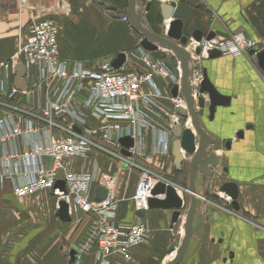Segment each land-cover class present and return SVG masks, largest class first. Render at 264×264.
<instances>
[{
	"label": "crops",
	"instance_id": "crops-1",
	"mask_svg": "<svg viewBox=\"0 0 264 264\" xmlns=\"http://www.w3.org/2000/svg\"><path fill=\"white\" fill-rule=\"evenodd\" d=\"M127 2L0 0V59L9 58L24 43L31 15L58 23V49L60 57L67 61L92 67L100 59H113L120 52L135 50L140 37L127 19L109 15L114 9L116 15L125 16ZM147 3L151 6L143 16L146 28L155 35L163 36V23L167 27L160 11V5L166 3L173 6L171 20L182 22V35L187 38L195 30L203 37L212 33L216 39L235 32H244L251 38L264 37V0H143L141 9ZM212 12L217 15L215 21L210 18ZM199 67L206 70L211 84L229 98V103L217 107L212 120H208L206 112L200 118L201 127L215 141L210 151H215L218 166L211 177L202 173L196 176L198 200L192 234L179 264H264V71L243 56H207ZM165 85L162 79L156 80L162 98L151 96L154 88L143 89L152 99L149 106L142 105L143 110L158 121L164 120L158 112L163 103L167 104L163 100ZM152 134L151 128L142 131V147L147 155L141 164L158 173L176 176L180 172L187 188L186 160L182 170L177 171L171 156L175 138L170 137L168 155H154L150 153ZM94 162L99 177H115L116 223L132 224L137 218L132 197L139 174L99 153L76 157L71 162L72 170L90 171ZM225 182L237 186V211L219 191ZM183 195L186 210L191 201ZM57 211L47 191L15 199L8 188L0 189V264H95V247H80L87 243L93 216L77 215L70 222H62ZM144 212L140 218L147 223L146 242L131 250L129 261L114 256L112 264H166L174 257L175 252L168 249L176 250L184 236L185 213L175 225L170 222L168 210Z\"/></svg>",
	"mask_w": 264,
	"mask_h": 264
},
{
	"label": "built area",
	"instance_id": "built-area-1",
	"mask_svg": "<svg viewBox=\"0 0 264 264\" xmlns=\"http://www.w3.org/2000/svg\"><path fill=\"white\" fill-rule=\"evenodd\" d=\"M210 18L217 16L212 12ZM29 21L27 37L18 51L0 59V189L8 188L15 199L48 190L57 204L60 201L67 204L71 218L92 215L83 250L90 245L95 247V264H112L114 256L127 262L131 250L145 242L147 223L137 217L130 225H118L115 220L118 202L113 193L115 177H99L95 162L90 171L74 172L71 162L76 157L99 153L128 170L140 169L132 197L134 213L148 210L147 201L156 184L181 189L134 162V157L147 155L142 147L145 128L153 132L151 154L170 152V137L179 119L176 110L185 108L180 92L175 97L170 93L173 86L180 88V64L171 60L173 54L166 50L151 53L137 47L124 54L125 61L117 69L111 65L114 58L100 59L92 67H86L60 57L59 26L54 19L31 15ZM184 48L194 65L188 83L193 101L197 102L202 81L199 63L208 51L243 56L256 63L257 56L264 52V37L251 38L244 32H235L224 39L213 37L199 42L189 39ZM19 64L24 69L25 91L14 85ZM157 79L165 81L163 100L167 101L159 107L158 114L164 117L159 121L142 107L152 103L149 95L143 93L144 87L154 88L151 96L162 98L155 86ZM124 137L132 139V147L121 145ZM59 181L64 183V190L56 187ZM96 185L106 192L99 202L95 200Z\"/></svg>",
	"mask_w": 264,
	"mask_h": 264
},
{
	"label": "water",
	"instance_id": "water-1",
	"mask_svg": "<svg viewBox=\"0 0 264 264\" xmlns=\"http://www.w3.org/2000/svg\"><path fill=\"white\" fill-rule=\"evenodd\" d=\"M143 0H128L126 6V15H116L114 9L109 14L110 17L116 19H122L125 17L130 27L138 34L140 39L138 40L139 47L145 51L155 53L159 49L171 52L173 55L171 60H177L181 69V83L180 88L173 86L171 89V95L175 97L177 92H180L181 97L185 102V108H178L176 114L179 116L178 122L172 130V135L175 138L171 156L173 164L177 171L182 170V166L186 160L189 169V181L187 185L185 197L190 199V205L186 210L183 208V200L178 196L176 190L164 183L156 184L151 190V197L147 201L149 210H168L171 212V224L178 222L182 213H185V219L182 224L184 236L180 241L176 251L174 247H169L170 253L175 252L174 258L166 264H179L184 252L187 249L189 239L192 234V223L194 219V211L197 205L198 195L195 189V179L198 173H202L207 177H211L213 170L218 166V157L215 151L211 152L210 148L215 144L212 137L207 135L200 125V118L207 113L208 120H212L213 115L217 107H225L229 103V98L221 95L215 89V87L209 81L206 70H202V81L199 85L198 92L201 95L198 97L197 102L193 101L192 88L189 86V78L194 68L193 63L190 60L189 53L185 50V46L189 39L199 42L203 38V34L195 30L190 35V38L182 35V22L180 20H171L173 6L162 3L160 5V11L164 22H167L163 36L155 35L146 28V22L143 16V12H148L150 9V3H147L144 10L141 9ZM214 37L212 33H208L205 37L206 40H210ZM199 53V50H196ZM221 54L218 51H208L207 56L209 59L219 57ZM125 61V55L120 52L112 60L111 65L117 69ZM256 63L260 69L264 71V52H261L257 58ZM17 76L14 79V85L20 91L26 90V83L22 80L24 69L22 65L16 67ZM207 100L205 101V97ZM241 136V133H238ZM123 147H132L133 141L129 137H124L120 140ZM226 148L229 147V143H226ZM122 154L128 156L126 151H122ZM56 187L60 190H64V183L62 181L57 182ZM181 189H183L181 187ZM185 189V188H184ZM182 191V190H181ZM231 200V207L237 211L238 206L237 199V186L232 182H225L222 184L219 190ZM105 190L98 187L95 190V200L97 202L102 201L105 197ZM58 217L62 222H70L71 217L68 213V206L65 202H58ZM144 211H137L135 215L137 217H143ZM74 251L70 252V257H73Z\"/></svg>",
	"mask_w": 264,
	"mask_h": 264
},
{
	"label": "rangeland",
	"instance_id": "rangeland-1",
	"mask_svg": "<svg viewBox=\"0 0 264 264\" xmlns=\"http://www.w3.org/2000/svg\"><path fill=\"white\" fill-rule=\"evenodd\" d=\"M216 14V13H215ZM210 16H211V13H210ZM217 16V15H216ZM212 19V21H213V18H211ZM214 21H215V19H214ZM162 30H163V34H164V30H165V24L163 23L162 24ZM202 39H205V37H203ZM201 39V40H202ZM125 54V53H124ZM116 57V56H115ZM114 57V58H115ZM135 65H137L136 63H135ZM143 158H138V157H134V162L136 163V165L137 166H140V167H144L141 163L143 162ZM145 168H147V167H145ZM149 169V168H148ZM151 170V169H150ZM133 171H135V173L136 174H139V172H140V169H138V168H133ZM152 171H154V170H152ZM154 173H156L157 175H160V176H163V178L165 179V180H168L169 182H171V183H173V184H176L177 186H180V187H182V188H185L184 187V184L182 183L183 182V179H182V176L180 175V172H178V173H176L177 175L176 176H174V175H169L168 174V172H166L165 174H163V173H158V172H156V171H154ZM138 181V180H137ZM137 184V183H136ZM135 189H136V186H135ZM45 191H47V192H49L50 193V198H51V200H52V204H53V208H56V209H58V207H57V203H56V200H55V197L51 194V192L50 191H48V190H45ZM40 192H43V191H40ZM39 193V192H38ZM183 214V213H182ZM178 222H176L175 223V225L177 224ZM145 242H146V240H145ZM144 242V243H145ZM140 246V245H139ZM80 247L82 248L83 246H81L80 245Z\"/></svg>",
	"mask_w": 264,
	"mask_h": 264
},
{
	"label": "bare ground",
	"instance_id": "bare-ground-1",
	"mask_svg": "<svg viewBox=\"0 0 264 264\" xmlns=\"http://www.w3.org/2000/svg\"><path fill=\"white\" fill-rule=\"evenodd\" d=\"M161 50H162V49H161ZM174 189H176V192H177V194H178L179 197H182V196L184 197V195H183L182 192H186V189H187V188H185V189H184V188H183V189H177V188H174ZM181 190H182V191H181ZM179 194H180V195H179ZM184 217H185V216H184ZM139 218H140V217H139ZM175 251H176V250H175ZM174 256H175V253H174ZM173 258H174V257H173ZM173 258H172V259H173ZM170 261H171V260H170Z\"/></svg>",
	"mask_w": 264,
	"mask_h": 264
}]
</instances>
